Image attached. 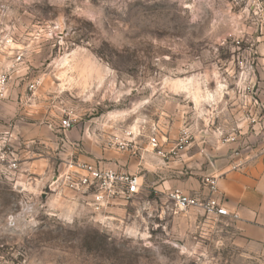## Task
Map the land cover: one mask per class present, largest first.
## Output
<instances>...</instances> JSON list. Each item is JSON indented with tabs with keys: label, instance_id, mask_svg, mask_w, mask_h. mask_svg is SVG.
Here are the masks:
<instances>
[{
	"label": "rangeland",
	"instance_id": "374dc122",
	"mask_svg": "<svg viewBox=\"0 0 264 264\" xmlns=\"http://www.w3.org/2000/svg\"><path fill=\"white\" fill-rule=\"evenodd\" d=\"M263 17L264 0H0L7 100L23 91L21 121L40 126L23 146L38 163L33 189L0 181V264H264V247L232 219L178 209L158 188L175 166L191 176L182 154L198 125L212 124L236 154L264 150ZM66 115V135L48 128ZM184 127L190 139L178 157L150 150V135L167 152ZM85 130L91 145L114 156L135 150L146 162L139 192L102 211L49 187L62 156L88 154ZM121 139L133 146L119 150ZM24 201L35 209L21 211Z\"/></svg>",
	"mask_w": 264,
	"mask_h": 264
},
{
	"label": "crops",
	"instance_id": "0c3cea01",
	"mask_svg": "<svg viewBox=\"0 0 264 264\" xmlns=\"http://www.w3.org/2000/svg\"><path fill=\"white\" fill-rule=\"evenodd\" d=\"M260 21L262 20L260 19ZM258 29L256 42L259 43L257 47L262 55L261 63L264 64L262 52L264 29L261 23L258 25ZM260 78L264 81V73H261ZM263 81L262 84H264ZM258 90H260L258 100L262 107H264V89ZM9 93L7 86L5 100L10 95ZM17 97L20 102L7 100L3 101L0 105V132L8 131L10 134V143L20 158V180L26 193L29 192L30 188L33 189L35 185L33 178L36 177L33 170L39 169L36 161H27V156H24L26 150L23 146L38 139L40 126L36 122L21 121L24 119L21 116V112L28 110V108L23 105L26 99L23 91H20V95H17ZM17 108L19 112H17ZM16 113L19 117L15 120L12 117ZM83 124L86 127L87 124H92V121H85ZM47 126L52 131L56 127L62 129L61 123H55V121L52 123L50 121ZM194 127L193 124L192 129ZM62 130L66 135V129ZM194 132H196L193 133L194 138H191L192 140L189 143L191 150L182 154L183 158L190 159V165H194L191 176H183L182 166H175L177 169L175 177L163 179L159 182L158 188L162 190L166 188H179L185 193L190 194L204 193L206 190L201 184V179L209 175L218 176L217 188L219 194L223 196L227 210L236 213L238 216L237 219H233V224L238 233L245 241L264 247V150L257 152L258 149H249L242 150L236 154V152L231 151L234 143H229V141L222 143L216 138V132L213 131L212 124L198 125L197 131ZM85 133L86 130L83 132L82 145L85 146L86 153L89 155L75 153L74 159L83 161L99 160L105 165L129 173L139 172V170H142L140 168L141 165L144 168L146 167V162H142V159L136 153H122V155L118 154L114 156L113 153H108L105 148L91 145V142L88 140L89 136ZM61 158L59 167L62 166L65 160L71 159L70 157L63 156ZM164 169L167 168L165 167ZM164 169L162 168L159 171L165 177L167 173ZM48 178V176H42L41 180L46 182ZM151 182H155L154 178H151Z\"/></svg>",
	"mask_w": 264,
	"mask_h": 264
},
{
	"label": "built area",
	"instance_id": "2783aa9c",
	"mask_svg": "<svg viewBox=\"0 0 264 264\" xmlns=\"http://www.w3.org/2000/svg\"><path fill=\"white\" fill-rule=\"evenodd\" d=\"M261 14L263 15L262 12ZM262 52L264 55V40ZM7 86L8 75L0 70V100L5 98ZM70 126L71 118L66 115L61 120V127L67 129ZM9 138L8 131L0 132V181L8 182L18 192H25L20 180V158ZM189 139V131L184 127L179 131L174 146L167 152L161 149L162 144L156 136L150 135L147 142L150 150L164 158H172L180 155ZM115 144L119 150L124 151L128 146H133L132 140L127 139L117 140ZM132 153H135V150H132ZM217 179L218 176L215 175L204 176L201 179V184L206 190L204 193L190 194L179 188H166L165 195L178 209L195 208L209 215L237 219L236 213L227 210L223 196L219 194L217 188ZM50 180V188L72 193L74 197L91 206L94 211L105 210L116 202L134 196L143 186V176L139 172L120 171L99 160L83 161L72 158L65 160L58 168L57 174ZM34 209V203L28 201H24L20 207L23 212H31ZM11 218L13 217L9 216V219Z\"/></svg>",
	"mask_w": 264,
	"mask_h": 264
}]
</instances>
